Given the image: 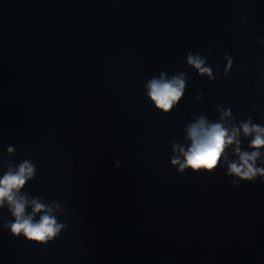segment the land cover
Wrapping results in <instances>:
<instances>
[{
  "label": "water",
  "instance_id": "water-1",
  "mask_svg": "<svg viewBox=\"0 0 264 264\" xmlns=\"http://www.w3.org/2000/svg\"><path fill=\"white\" fill-rule=\"evenodd\" d=\"M161 73L185 76L168 112L146 87ZM201 118L264 127V0H0V178L29 161L19 195L64 225L15 237L5 203L0 264H264V178L232 184L236 144L211 171L172 164Z\"/></svg>",
  "mask_w": 264,
  "mask_h": 264
},
{
  "label": "clouds",
  "instance_id": "clouds-1",
  "mask_svg": "<svg viewBox=\"0 0 264 264\" xmlns=\"http://www.w3.org/2000/svg\"><path fill=\"white\" fill-rule=\"evenodd\" d=\"M225 59L227 64L224 73L227 75L232 68L233 61L227 53H225ZM187 63L198 70L199 74H206L209 79H215L211 68L204 66L205 59L199 53L189 52ZM146 87L148 96L155 106L168 112L183 96L185 76L184 73H180L167 79L165 74L161 73L159 79H151ZM230 115V111H225L221 119ZM241 130L245 137H253L249 147L255 149L254 151L250 153L241 151L240 141L237 139ZM188 138L191 140V145L187 151L183 148L179 149L184 157L183 162L178 158L172 160L173 165H179L181 173L185 168L198 171L203 167L205 170L211 171L218 165L225 149L235 143V154L239 157V162L230 163L227 174L239 177V180L234 179L232 184L237 185L240 181L252 182L257 177L264 178V168L257 167V161L261 156L260 149L264 147V127L253 125L248 120L240 125V129L232 128L229 131L222 123L209 124L204 118H201L188 128ZM8 152L13 153L14 148L8 147ZM117 165H119V161H117ZM34 175L35 167L27 160L22 162L16 170L9 166L8 171L0 178V208H3L7 203L9 211L15 218L14 222L9 221L4 225L13 236L23 235L30 242L47 244L60 233L64 225L57 223L55 217L51 215V208H46L36 200L29 201L19 195L20 189L24 187L26 181L32 179ZM261 182L264 183V179ZM29 203L32 205V213L26 214V206ZM41 212L44 214L40 216L39 221H34L35 214Z\"/></svg>",
  "mask_w": 264,
  "mask_h": 264
}]
</instances>
